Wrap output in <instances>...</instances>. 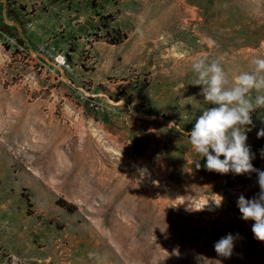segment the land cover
<instances>
[{
  "label": "rangeland",
  "instance_id": "rangeland-1",
  "mask_svg": "<svg viewBox=\"0 0 264 264\" xmlns=\"http://www.w3.org/2000/svg\"><path fill=\"white\" fill-rule=\"evenodd\" d=\"M257 56L264 0H0V264H264L237 206L257 174L209 172L189 142L215 107L193 60L231 81Z\"/></svg>",
  "mask_w": 264,
  "mask_h": 264
},
{
  "label": "clouds",
  "instance_id": "clouds-1",
  "mask_svg": "<svg viewBox=\"0 0 264 264\" xmlns=\"http://www.w3.org/2000/svg\"><path fill=\"white\" fill-rule=\"evenodd\" d=\"M251 64L252 71L240 72L229 81L219 59L200 57L193 60L192 69L197 77L194 85L202 86L204 103L215 107L204 108L202 115L196 118L189 132V142L197 154L206 158L204 167L209 172L257 174L259 192L251 199L241 194L237 206L243 220L254 221L251 228L254 238L264 242V170L252 164L255 154L246 144V131L250 129L245 127L252 124L251 113L264 108V57H254ZM257 136L264 137V129ZM261 156L264 158V150ZM200 166L198 161L196 167ZM220 203L215 204L219 206ZM237 237L238 234L229 233L220 238L214 243L215 252L230 258Z\"/></svg>",
  "mask_w": 264,
  "mask_h": 264
},
{
  "label": "built area",
  "instance_id": "built-area-1",
  "mask_svg": "<svg viewBox=\"0 0 264 264\" xmlns=\"http://www.w3.org/2000/svg\"><path fill=\"white\" fill-rule=\"evenodd\" d=\"M56 63H57L59 66L66 67V66H67V60H66V57H65V56H62V55H58V56L56 57Z\"/></svg>",
  "mask_w": 264,
  "mask_h": 264
},
{
  "label": "trees",
  "instance_id": "trees-1",
  "mask_svg": "<svg viewBox=\"0 0 264 264\" xmlns=\"http://www.w3.org/2000/svg\"><path fill=\"white\" fill-rule=\"evenodd\" d=\"M111 41H115L117 42L118 40L115 39V40H111ZM60 205L64 206V207H69L68 204H66L65 202H58Z\"/></svg>",
  "mask_w": 264,
  "mask_h": 264
}]
</instances>
